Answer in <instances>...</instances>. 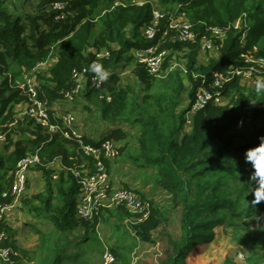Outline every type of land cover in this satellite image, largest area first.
<instances>
[{
	"label": "trees",
	"instance_id": "16d2710c",
	"mask_svg": "<svg viewBox=\"0 0 264 264\" xmlns=\"http://www.w3.org/2000/svg\"><path fill=\"white\" fill-rule=\"evenodd\" d=\"M138 1L73 0L67 6L68 16L59 20L55 12L49 10L48 0L40 1L43 8L39 13L29 12L23 17L6 7L7 0H0V76H3L0 83V136H4V140H0V204L13 202L11 189L16 164L28 153L39 152L45 162L59 158L67 167L78 166L84 161L76 139H66L60 133L51 137L33 118L18 116L17 107L32 101L18 86V82L25 79L18 78L22 72H13V66L20 65L25 75L54 57L56 61L47 74H43L44 66L38 68L35 75L40 83L37 96L56 106L59 102H67L62 92L74 87V70L83 67L89 70L96 59L94 52L109 49L111 57L99 63L110 72L103 92L109 93L112 100L101 99V118L118 121L119 125L102 139L121 143V155L132 158L145 171H155L157 179L154 183L172 195L177 210L176 230L167 232L163 227L169 218L164 210L140 192L142 198L151 203V215L147 221L135 226L134 236L144 243L166 238L170 248L161 264H188L186 257L195 246L212 242L215 229L225 224L229 217L243 220L264 213V201L253 203L254 192H250V186L254 187V183H250L253 169L245 160L246 151L257 146L258 138L264 136V95L255 91V84L250 87L235 78L221 91L225 99L223 104L210 103L193 115L191 126L187 125V115L197 90L209 85L215 72L231 65H244L240 57L242 52H255V56L264 57V0H140L145 1L142 5ZM156 6L166 17L156 38L144 43V27L152 21ZM242 14L246 15V21L240 28L227 31V37L216 51L218 56L200 63L201 53L211 52L203 50L201 43L204 35L210 36L208 28H224ZM172 15L184 17L193 24L199 34L197 41L181 42L164 35L168 17ZM159 42L161 49L169 50L163 66L167 73L164 78L151 75L133 55L134 50ZM181 56L190 83L184 107H181L184 78L179 68H176L179 71L171 70L172 62ZM130 65H133L132 72L143 90L137 96L131 84H122L121 73L116 68ZM89 73L94 74L90 70ZM203 75L207 77V83L203 82ZM256 79H253L254 83ZM92 95L99 97L100 93L93 89L85 92L87 99ZM69 102L72 104L73 101ZM121 123L139 124L136 145L132 144L131 133ZM181 132L182 137H179ZM29 133L30 139L25 137ZM93 140L87 137L88 142ZM131 148L134 150L132 155L129 154ZM106 164L111 169V163ZM35 170L44 173L45 189L30 196L23 195L21 208L40 219L41 224H47L50 231L46 234L35 227L41 233L42 243L40 252L30 262L87 264L90 250L100 248V253L103 252L98 232L101 219L114 216L119 227L132 215L122 205L104 211L92 221H84L77 214L82 189L72 173L61 171L59 179L53 180L52 171L44 166L32 167L30 172ZM30 187L29 176L28 190ZM159 228L163 231L155 234ZM3 229L8 234L5 245L20 253L13 256L20 264L23 254L15 231L6 221ZM73 233L75 241L70 238ZM72 244L75 249L70 250ZM105 249L106 246L104 252ZM112 252L119 257L114 249Z\"/></svg>",
	"mask_w": 264,
	"mask_h": 264
},
{
	"label": "built area",
	"instance_id": "2783aa9c",
	"mask_svg": "<svg viewBox=\"0 0 264 264\" xmlns=\"http://www.w3.org/2000/svg\"><path fill=\"white\" fill-rule=\"evenodd\" d=\"M49 10L55 12L56 18L65 19L69 11L67 6L73 0H48ZM144 4L145 1H138ZM118 4V3H116ZM154 17L150 23L144 27V34L147 39L153 40L160 31L161 22L166 17L164 12L154 9ZM246 21V15H241L228 26L209 27L210 36L202 37V49L207 51H217L220 49V42L227 37V31L231 28L238 29ZM164 35H170L173 40L181 42H194L198 39V33L190 21L184 17L174 15L168 17V24L164 30ZM96 59L94 62H100L103 59L111 57L109 49L96 50ZM255 52H242L241 59L244 65H231L223 71H217L212 77L209 85L201 86L187 115V125H192V117L195 113L206 108L210 103L221 105L225 102L222 95V89L235 78H240L242 83L251 81L256 77H261L264 73V57H257ZM136 61L146 67L151 75L161 77L164 63L169 56L168 49H161V43L151 45L147 48L133 51ZM50 61L49 63H47ZM55 59H49L41 62L37 68L30 72H25V81H19L18 86L29 96L32 103H27L25 114L33 118L38 125L43 127L51 137L60 133L64 138L76 139L79 151L84 157V161L74 167H66L61 159H55L45 162L39 152L28 153L22 157L16 164L14 182L11 189L13 202L10 204H0V261L5 264H15L14 257L20 255L18 251L5 245L8 239L7 232L3 229V224L8 214L19 205L20 197L24 195L28 187L29 173L32 167L42 165L46 169H54L53 179H58L60 171L71 172L81 185L82 192L78 199L77 214L84 221H92L99 214H104L106 210H115L120 206H125L132 216L125 219L126 225L130 228L133 235H136L135 226L144 223L150 218L151 203L142 198L131 187H114L111 182V175L107 167V161H113L120 155V144L115 140L104 139L98 142H87L85 135L76 125V116L70 110L58 111L56 106H51L48 99H40L37 96V86H40L35 71L48 64L54 65ZM174 65L172 69L177 68ZM181 70L187 72V68L181 67ZM75 85L71 90L64 93L66 101H74L77 95H80L85 88L93 89L100 93L99 98L110 102L112 96L104 93V82L99 81L95 74H90L87 67L75 69L73 72ZM203 82L207 83V77L202 76ZM4 140V136H0ZM117 257L110 247L106 246L103 255V264H115Z\"/></svg>",
	"mask_w": 264,
	"mask_h": 264
},
{
	"label": "rangeland",
	"instance_id": "374dc122",
	"mask_svg": "<svg viewBox=\"0 0 264 264\" xmlns=\"http://www.w3.org/2000/svg\"><path fill=\"white\" fill-rule=\"evenodd\" d=\"M40 1L41 0H7L6 7L16 15L19 14L23 17L29 15V12L32 14L39 13L40 9L43 8ZM156 9L163 12L157 6ZM142 41L148 43L149 39L143 38ZM217 56L218 52L216 51L202 52L200 55V63H206L211 57ZM49 62L50 61L47 63ZM49 65L50 64L45 66L46 70L43 74H47V71L53 67V65ZM174 65H178L177 68H179L180 71L176 68L172 69ZM184 65L185 61L182 56L171 64V70H178L185 81L183 92L184 102L181 107L187 105V90L190 87L185 72L182 73L183 71L181 70V67H184ZM116 68L121 73L122 84L125 85L127 82L131 84L135 96L143 92L140 81L136 79L132 72L133 65L125 68L118 66ZM23 70L24 69L20 65L15 64L12 71L15 73L22 72V75L18 77L21 80L22 77L24 79ZM166 74L167 73L163 71L160 78L166 77ZM2 78L3 76H0V83ZM244 83H247L250 87H253L255 84L253 80ZM22 85L23 84L19 86ZM85 92L86 90L83 91L72 104H69L71 103L69 101L64 103L59 102L56 104V107L58 111L62 112L65 109L71 110L74 115L79 118V120L77 119V124L85 119H87L88 123L91 121V123H93V127L89 128L91 131L94 130L99 133L101 129V134L99 133L98 137L95 139L99 140V138L108 134L114 127L118 126L119 122L103 120L101 118V108L103 105L101 99L97 95H92L87 99ZM23 105L25 107L22 105L17 107L19 112L18 116L20 118L26 117L24 112L27 106L26 104ZM63 106L65 109H63ZM121 124L125 129L129 130L132 144L136 145V137L140 134L139 124ZM94 127L97 129H94ZM182 134L183 132L180 133L179 137H182ZM25 137L29 139L32 138L30 133ZM130 151L129 154L132 155L134 150L131 148ZM238 160L241 161V158H238ZM110 172L114 187H123L127 184L128 187L133 188L139 195H141L140 192L145 193L147 198L153 199L162 210H164L167 218H169V221L163 228L171 233L176 230L175 221L177 220V210H175L174 199L169 192L163 190L154 183L157 179L155 171H145L137 166L132 158L121 155L111 163ZM30 173L31 187L29 190L27 187L24 193V195L27 194L28 196L44 191L46 184L44 173L38 170ZM241 181L244 182L243 177ZM253 185V188H255L256 185ZM235 187L234 185V188ZM22 197L23 196L20 197L19 205L8 214L6 224L15 231V239L23 254V259L20 264H33V262H30V259L33 256H37V253L40 252L42 243L40 237L41 233H38L35 227L40 228L43 230V233L46 234L49 233L50 227L47 224H41L42 222L40 219L30 214L27 209L21 208ZM101 220L98 226V232L103 243V252L100 253V248H93L90 250L87 254V264H103L105 246L110 247L111 250L114 249L119 255L115 264H131L133 255L138 258L137 264H161V262L166 259L167 251L170 248L166 238H159L155 243H144L135 238L130 228L126 225L125 220L122 226L119 227V222L114 220V216L108 217L107 215V217ZM162 231L163 229L159 228L155 231V234H159ZM215 232V239L212 242L206 243L205 245H196L193 251L189 253L186 257L188 264H264V213L245 217L243 220L229 217L225 224L215 229ZM64 238L66 239L69 237L64 236ZM70 238H73L75 241V234H71ZM69 248L70 250L75 249L74 244L70 245ZM2 264L5 263L2 262ZM15 264H18V262H15Z\"/></svg>",
	"mask_w": 264,
	"mask_h": 264
},
{
	"label": "clouds",
	"instance_id": "9594fccd",
	"mask_svg": "<svg viewBox=\"0 0 264 264\" xmlns=\"http://www.w3.org/2000/svg\"><path fill=\"white\" fill-rule=\"evenodd\" d=\"M89 70L92 71L95 74L96 78L99 81H101V82L107 81L108 78H109V76H110L109 70H107L106 68H104L98 62H93L90 65ZM85 90L87 91V90H91V89L85 88L83 91H85ZM255 91L258 94L264 95V77H257V79L255 81ZM253 103H255V102H253ZM78 129H79V127H78ZM258 139L260 141L259 144L257 146H255V147L249 148L246 151V153H245V160H246V162L250 163V165H251V167L253 169L252 174H251V177H250V183H254L256 185L255 188H253V187L250 186V188H251V191L250 192H254V197H255V199L253 201L254 204H258L259 202L264 201V136H260ZM85 140L87 141V136L86 135H85ZM98 141H101V140H94L93 143L94 142H98ZM57 159H59V158H57ZM113 161H107V162L108 163L109 162L112 163ZM62 163H63V161H62ZM48 170H50V169H48ZM110 170L111 169H109V172H110ZM51 171H52V174H53L54 173V169H51ZM61 171H60V173H61ZM59 177H60V175H59ZM53 180H57V179H53ZM137 259L138 258L133 255L131 264H137Z\"/></svg>",
	"mask_w": 264,
	"mask_h": 264
},
{
	"label": "crops",
	"instance_id": "0c3cea01",
	"mask_svg": "<svg viewBox=\"0 0 264 264\" xmlns=\"http://www.w3.org/2000/svg\"><path fill=\"white\" fill-rule=\"evenodd\" d=\"M65 109V108H64ZM71 111V110H70ZM76 116V115H75ZM77 119L79 120V118L76 116V124H77ZM90 123H88L87 119L83 120V121H80L77 126L79 127L80 130H82V132L89 138L91 139H96V137H98L99 133H100V130H99V133H97L96 131L94 130H90L89 128L93 127V123H91V121H89ZM96 127H94L95 129ZM97 129V128H96ZM101 134V133H100ZM101 138H99V140H101ZM2 264V263H0Z\"/></svg>",
	"mask_w": 264,
	"mask_h": 264
}]
</instances>
